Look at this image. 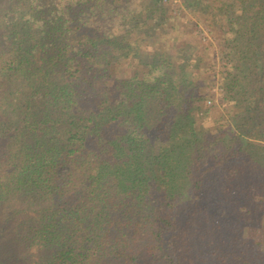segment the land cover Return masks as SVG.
I'll return each mask as SVG.
<instances>
[{
  "label": "trees",
  "instance_id": "16d2710c",
  "mask_svg": "<svg viewBox=\"0 0 264 264\" xmlns=\"http://www.w3.org/2000/svg\"><path fill=\"white\" fill-rule=\"evenodd\" d=\"M167 1L0 0V264H264V0H182L223 112Z\"/></svg>",
  "mask_w": 264,
  "mask_h": 264
},
{
  "label": "rangeland",
  "instance_id": "374dc122",
  "mask_svg": "<svg viewBox=\"0 0 264 264\" xmlns=\"http://www.w3.org/2000/svg\"><path fill=\"white\" fill-rule=\"evenodd\" d=\"M166 3L174 15L171 24L176 23L181 28L182 35L178 36H182L185 40L199 43L201 46L209 48L204 50L202 47L199 52L202 55L204 53L207 55L201 72H205L206 66L208 68L206 73L210 76L206 89L205 91L203 90L202 102L207 106L223 112V110H226L227 108L221 75L223 62L219 58L220 49L224 40L223 30L221 28H215V30H212L204 17L196 12H191L189 9H186L182 0H168ZM168 43L171 45L175 44L172 40L168 41ZM209 100H211V103H209ZM262 237L264 238V235Z\"/></svg>",
  "mask_w": 264,
  "mask_h": 264
},
{
  "label": "built area",
  "instance_id": "2783aa9c",
  "mask_svg": "<svg viewBox=\"0 0 264 264\" xmlns=\"http://www.w3.org/2000/svg\"><path fill=\"white\" fill-rule=\"evenodd\" d=\"M209 103H211V100H209Z\"/></svg>",
  "mask_w": 264,
  "mask_h": 264
}]
</instances>
